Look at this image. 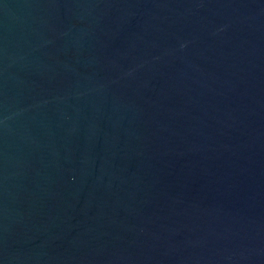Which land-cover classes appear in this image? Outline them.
<instances>
[{"label":"water","instance_id":"1","mask_svg":"<svg viewBox=\"0 0 264 264\" xmlns=\"http://www.w3.org/2000/svg\"><path fill=\"white\" fill-rule=\"evenodd\" d=\"M0 264H264V0H0Z\"/></svg>","mask_w":264,"mask_h":264}]
</instances>
